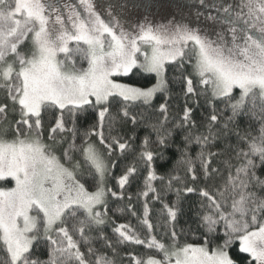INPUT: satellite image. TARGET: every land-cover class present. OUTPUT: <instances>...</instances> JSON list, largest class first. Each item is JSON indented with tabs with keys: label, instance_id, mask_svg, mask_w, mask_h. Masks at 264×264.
<instances>
[{
	"label": "snow or ice",
	"instance_id": "snow-or-ice-1",
	"mask_svg": "<svg viewBox=\"0 0 264 264\" xmlns=\"http://www.w3.org/2000/svg\"><path fill=\"white\" fill-rule=\"evenodd\" d=\"M150 7L0 0V264H123L124 245L147 249L128 264H264V0L213 3L211 31L122 23ZM137 75L149 83L123 82ZM175 87L185 102L170 118ZM200 96L197 118L188 98ZM166 154L175 165L158 173ZM130 161L146 172L144 232L119 224L113 239L111 206L138 178ZM186 196L193 224L178 232Z\"/></svg>",
	"mask_w": 264,
	"mask_h": 264
},
{
	"label": "trees",
	"instance_id": "trees-1",
	"mask_svg": "<svg viewBox=\"0 0 264 264\" xmlns=\"http://www.w3.org/2000/svg\"><path fill=\"white\" fill-rule=\"evenodd\" d=\"M123 82H128L131 83L135 86H141V85H146L149 82L142 79L141 76L137 75L134 77H125ZM199 106H197V98L196 97H190L188 98V105L192 107L195 110V114L197 115V118L200 116L207 115V112L205 110V98L203 96H200L199 98ZM159 99H157L156 103H160ZM170 104L172 105V111L170 114L171 117H176L179 118L180 116V107L184 105L185 102V97L180 93V90L178 87L174 88V91L172 93V99L169 101ZM145 134V129L140 128L137 130V137H143ZM137 143H139V139L137 140ZM115 155V153H114ZM130 164H134L135 167L138 169L137 172V180L132 184L130 189H126L128 191V194L132 196V199L129 200H124L117 202L116 204L111 206V210L109 215L111 216L112 220L115 221V224H109L107 230H106V235L111 238H115V233L112 231L113 227L118 226L119 224H128L131 226V228L138 230L139 232L143 233L144 228L143 225L140 223L138 220V216L141 215L140 211V205L141 202L145 199L143 196H140L139 200L137 199V195L139 193V190L143 188V181L146 177V172L144 171V166L142 162L139 161H130ZM175 161L170 158V155L165 156L164 160H157L155 162L154 167L156 168L158 173H164L169 171L172 167H174ZM127 165L124 163H118L116 169L113 171V176L116 177V179H119V176L121 172L124 170V167ZM180 175H183V171H180ZM114 184V181L112 182ZM158 184V182H154V185ZM11 186V185H9ZM151 196V193L149 194ZM167 200L171 201H176V194L175 192H168L165 194ZM182 199L186 200V203L184 205V215H182L179 218V223L177 224V231L179 232L181 229H184L187 231L188 226L193 224V213L192 211L189 210V206H194L195 205V197L193 196H186L182 197ZM150 207L153 208V217H152V223L156 226L155 227V234L159 238L160 236L163 235V227L165 226V220L163 218V214L160 211V205L158 203H151L149 205ZM132 210L137 211V216H133L131 214ZM194 226V225H193ZM185 237L181 236V242H184ZM190 239L192 241H196L197 236L193 232ZM123 251L122 255L125 257L123 264H128V255L129 253H136V254H143L144 252L147 251L146 248L140 245H124L122 246ZM232 255L234 257H238L236 249L234 248L232 251Z\"/></svg>",
	"mask_w": 264,
	"mask_h": 264
},
{
	"label": "rangeland",
	"instance_id": "rangeland-1",
	"mask_svg": "<svg viewBox=\"0 0 264 264\" xmlns=\"http://www.w3.org/2000/svg\"><path fill=\"white\" fill-rule=\"evenodd\" d=\"M76 2V0H72ZM138 3H144L145 0H135ZM151 7L145 10L139 8L133 11L125 24L135 26L137 23L143 22L145 15L149 17V22L153 25L166 24L169 21L179 24H188L189 26L200 25L208 30H214L219 28L215 22H212L206 18L209 6L215 3L216 7L232 5L236 7L242 0H204L203 4H200L198 0H150ZM203 13L202 15H198ZM212 15H223V13H216L212 10ZM71 46V45H70Z\"/></svg>",
	"mask_w": 264,
	"mask_h": 264
}]
</instances>
